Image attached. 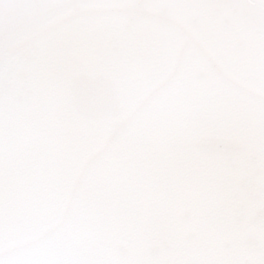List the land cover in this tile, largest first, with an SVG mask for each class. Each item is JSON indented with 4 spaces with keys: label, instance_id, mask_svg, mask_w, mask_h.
Instances as JSON below:
<instances>
[{
    "label": "snow or ice",
    "instance_id": "snow-or-ice-1",
    "mask_svg": "<svg viewBox=\"0 0 264 264\" xmlns=\"http://www.w3.org/2000/svg\"><path fill=\"white\" fill-rule=\"evenodd\" d=\"M0 264H264V0H0Z\"/></svg>",
    "mask_w": 264,
    "mask_h": 264
}]
</instances>
